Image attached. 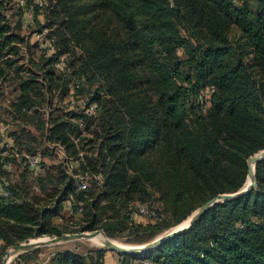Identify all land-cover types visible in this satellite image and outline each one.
I'll list each match as a JSON object with an SVG mask.
<instances>
[{
    "label": "trees",
    "instance_id": "1",
    "mask_svg": "<svg viewBox=\"0 0 264 264\" xmlns=\"http://www.w3.org/2000/svg\"><path fill=\"white\" fill-rule=\"evenodd\" d=\"M9 1L0 0V85L9 81L12 56L25 41L11 32L3 11ZM28 4L40 33L46 29V37L56 38L45 53L52 48V58L71 59L41 80L15 77L20 93L9 114L17 113L20 122L7 129L11 147L0 150V184L9 192L0 194V264L9 247L42 235L103 229L147 242L218 194L245 186L248 159L264 149V0ZM72 84L85 94L82 108L65 116L52 112L48 126L35 109L38 96L58 89L67 95ZM207 88L212 91L203 102L199 96ZM1 113L0 107V121ZM28 126L48 134L75 161L65 176L51 175L52 167L41 161L40 191L33 190L27 169L10 172L22 151L35 149L25 139L36 136ZM256 168L258 186L251 192L215 204L151 255L119 253L120 263L264 264V161ZM75 174L88 178L85 189ZM70 199L69 215L64 208ZM139 204L156 214L137 221ZM106 251L64 248L49 264H104ZM41 252L21 259L34 261Z\"/></svg>",
    "mask_w": 264,
    "mask_h": 264
},
{
    "label": "rangeland",
    "instance_id": "2",
    "mask_svg": "<svg viewBox=\"0 0 264 264\" xmlns=\"http://www.w3.org/2000/svg\"><path fill=\"white\" fill-rule=\"evenodd\" d=\"M28 1L29 0H10L9 2H7L6 8L3 10L7 15V20L10 25L11 32L13 34L20 33L25 37L24 42H18V45L20 47L19 55L12 56L14 62V67L12 69L15 71L18 67V69H22V72L15 73L13 71L9 81L3 85H0V107L2 111L1 114L3 115L2 118L5 119L0 121V128H2L5 132H7V129H9L10 131L11 128L10 124L12 122L14 129H18L17 123L20 122V120H16L15 118L18 115L17 113L11 112V114H9V109H10L9 103L13 100H16L20 93L17 85L18 79L15 77L17 75L18 76L22 75L25 78L32 76V77H39L40 79V76L44 74L48 69L52 68L53 66L56 68V70L63 71L64 67H66L67 65V62L70 61L71 59V57L67 55L61 56L60 58H52L51 56L52 53L54 52L52 48L45 53L44 48L50 45H54V46L56 45V38L55 36L53 37L51 36L50 38H48V36L46 37V34L48 32L46 29L44 30L43 33H40L39 26L36 24L34 20L35 17L34 9L33 8L30 9V6H28L29 5ZM35 2H41V0H35ZM38 18L40 21L44 20V16L42 14H40ZM20 21H23L22 27L19 23ZM20 28L22 29V32L20 31ZM99 84H100V80L97 79L93 87ZM52 95L53 96L55 95L56 97H54L52 104H50V98L52 97ZM84 96L85 94L79 93L77 89L73 87L72 84L67 95H63L61 89H58L56 91L54 90L52 93H46L45 95L40 94L38 98L41 101V103L40 105L38 104L35 109H37L38 114H40V117H42L44 121L49 122L52 112L54 113L53 115L55 116L56 115L65 116L64 112H68L72 109L80 110L82 107L79 108V106L83 104L85 101L84 100L85 98H83ZM94 109L95 108H93V111ZM73 121H76V119H74ZM81 125L83 124L81 123ZM48 126H50V122ZM27 130L33 131L34 133L33 135H36L32 137L27 136L25 138L27 143L30 146L34 147L35 149L31 151L29 150L22 151L21 156L24 157L25 154H34V153L40 154L42 157L41 161L47 167H52L51 168L52 172H50L52 173L51 175H55V176L58 174L59 176H65L69 174L72 175L71 171L72 168L74 167L75 161L73 162L66 152L65 153L67 157H64L63 155V150L65 151L64 147L62 146L63 147L62 149L58 148L59 146H57V144H55L54 142L48 139L47 137L48 134L46 135L45 132L44 134H42V132L40 134L39 132H37L34 126L33 128H31V126H28ZM76 141L78 142L79 139L76 138ZM82 153H84V151H82ZM21 156H19L16 163L13 164L12 170L11 171L8 170V171H10L11 174L15 175L18 174L20 171L27 169L31 175L32 181H34L33 190L40 191L38 190L39 185L38 184L35 185V181L37 180V177H40L41 175H44L46 173L45 171H43V168L46 167H42L40 165L37 167H31L25 163L17 166V164L20 163ZM64 163L68 167V168L66 167L67 170L64 167L65 171L60 170V167L63 168V166H65ZM51 175L48 176V180L53 179L50 178ZM76 176L77 174H75V177ZM76 179L78 182L77 183L78 187H81L80 186L81 182L78 181V178ZM79 179H81V176H79ZM83 179L85 181L86 180L88 181V178L86 177H83ZM86 187H81V188L85 189ZM69 202H71V205L73 206V201L71 199L67 200L65 203H69ZM80 213L81 212H78V215H76L77 218L80 216ZM188 219L189 218H187L186 220ZM184 222H182V225L184 224ZM177 226L178 225L171 227L170 229L164 231L160 235L175 229ZM83 231H90V230H83ZM51 236H55V235H42L38 237H32V239H37L39 237H51ZM109 237L114 241L127 246L143 245L155 239L154 238L150 241L140 243L131 240L129 241L126 236H117V237L109 236ZM82 241H83V246L79 247V249H82V251L87 249L106 247L105 245H103L102 240L99 237H95L92 239L83 238ZM63 245L65 244H62L61 246ZM44 247H40L37 249H42V253L46 254L47 249H45ZM152 253H141V254H131V255H136L137 257H144L145 254L146 256H148L151 255ZM146 261L147 260H145V263Z\"/></svg>",
    "mask_w": 264,
    "mask_h": 264
},
{
    "label": "water",
    "instance_id": "3",
    "mask_svg": "<svg viewBox=\"0 0 264 264\" xmlns=\"http://www.w3.org/2000/svg\"><path fill=\"white\" fill-rule=\"evenodd\" d=\"M261 161H264V149L255 153L248 159L249 173L248 180L243 188L236 192L232 193H221L215 196L214 198L205 202L197 210H195L190 216L187 224H179L175 229L157 236L154 240L148 242L147 244L138 245V246H127L111 239L103 229H98L95 231H80L75 233H64L62 235H55L51 237H39L37 239H27L19 244L13 245L8 248L6 255L4 256L1 264H12L18 257L22 254L40 248L44 246L54 245L61 242L72 241L77 239H92L99 237L102 240L105 248L117 251L119 253L125 254H141V253H152L155 249L163 245L168 240L173 237L181 234L192 224L200 218L207 210L219 202L233 200L245 196L253 189L258 186L257 179V164ZM249 182V183H248Z\"/></svg>",
    "mask_w": 264,
    "mask_h": 264
},
{
    "label": "crops",
    "instance_id": "4",
    "mask_svg": "<svg viewBox=\"0 0 264 264\" xmlns=\"http://www.w3.org/2000/svg\"><path fill=\"white\" fill-rule=\"evenodd\" d=\"M64 209H65V212L70 215L72 213L71 202L65 203V208ZM135 219L137 221H140V220L144 221V220H146V217L144 218V216H140V215L136 214L135 215ZM62 220H63V218L61 216H59L57 218V221H62ZM62 244H65V245L61 246ZM80 246H83L82 239L66 241V242H61V243L54 244V245L45 246L44 248L47 249V253L43 254L41 252L39 254V258L38 259H36L34 261H30V262H26V261H23L21 259L22 255H24V254H26L28 252H31L32 251L31 250V251H28V252L22 254L12 264H49V261H50L51 257L55 254V252H57L59 250H62L64 248H72V249L74 248V249H76L78 251H82V249H79ZM106 249H107V251L105 252L104 264H121L120 263V254H119V252L111 250V249H108V248H106ZM136 264H146V263H145V260H143V259L140 260L139 259V260L136 261Z\"/></svg>",
    "mask_w": 264,
    "mask_h": 264
},
{
    "label": "built area",
    "instance_id": "5",
    "mask_svg": "<svg viewBox=\"0 0 264 264\" xmlns=\"http://www.w3.org/2000/svg\"><path fill=\"white\" fill-rule=\"evenodd\" d=\"M212 91L211 88H208L206 90H204L201 94H200V100L205 102V101H208V97L210 95V92ZM12 145V142L9 140L6 139V132L0 128V150L3 149L4 147H10ZM59 146L58 148L62 149L63 147L61 145H57ZM63 155L64 157H67L65 151L63 150ZM25 160H24V163L31 166V167H37L40 165L41 163V155L40 154H25ZM79 182H81V187H86L87 186V183L86 181L83 179V177H81V179H79V176H77ZM0 194H4V195H8L9 192L6 191V188L3 187L2 184H0ZM139 207V213L144 216V217H149V216H153L155 215L156 213L152 210H150L149 207H147L146 205H142V204H139L138 205ZM82 211V206L80 205L79 207V212ZM146 264H156L153 260L151 259H148L146 261Z\"/></svg>",
    "mask_w": 264,
    "mask_h": 264
},
{
    "label": "bare ground",
    "instance_id": "6",
    "mask_svg": "<svg viewBox=\"0 0 264 264\" xmlns=\"http://www.w3.org/2000/svg\"><path fill=\"white\" fill-rule=\"evenodd\" d=\"M249 181V180H248ZM249 183V182H248ZM188 221H189V219L188 220H186L185 222H184V224L183 225H185V224H187L188 223Z\"/></svg>",
    "mask_w": 264,
    "mask_h": 264
}]
</instances>
